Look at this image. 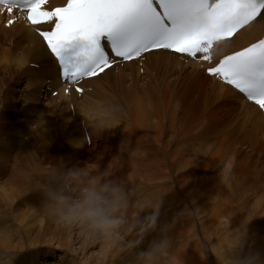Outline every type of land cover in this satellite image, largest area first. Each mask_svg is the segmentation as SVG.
Listing matches in <instances>:
<instances>
[{
    "label": "rangeland",
    "instance_id": "1",
    "mask_svg": "<svg viewBox=\"0 0 264 264\" xmlns=\"http://www.w3.org/2000/svg\"><path fill=\"white\" fill-rule=\"evenodd\" d=\"M4 28L9 29L5 22L0 25V253L5 258L15 254V264H113L114 257L122 258L121 264L143 259L217 264L213 248L222 245L219 250L228 246V257L242 264L251 241L264 263V132L252 130L239 105L210 97L193 84L192 73L153 69L145 55L132 70L117 65L101 77V91L85 85L93 90L79 95L73 90L77 97L61 99L47 64L29 52L33 44ZM204 71L197 72L208 76ZM119 74L121 81L114 78ZM153 88L160 96H151ZM163 92L172 94V101L160 98ZM134 94L145 112L142 121L128 112ZM168 111H175L174 131ZM158 125L160 145L144 149ZM83 128L89 134L85 144ZM155 151L168 168L172 164L171 179L159 175L164 166L156 167L160 160L150 155ZM113 187L124 196L123 218L111 207L102 209L111 205ZM88 211L97 220L115 217L122 223L105 231L94 226ZM251 224L252 236L246 237L244 228ZM109 242L127 251L109 253ZM197 245L204 250L197 252Z\"/></svg>",
    "mask_w": 264,
    "mask_h": 264
},
{
    "label": "snow or ice",
    "instance_id": "2",
    "mask_svg": "<svg viewBox=\"0 0 264 264\" xmlns=\"http://www.w3.org/2000/svg\"><path fill=\"white\" fill-rule=\"evenodd\" d=\"M47 3L0 0L8 13L16 10L17 19L25 13L29 25H54L34 30L70 85L113 64L164 50L207 61L209 76L264 110V39L213 63L219 45L264 23V0H67L54 9L46 8Z\"/></svg>",
    "mask_w": 264,
    "mask_h": 264
},
{
    "label": "bare ground",
    "instance_id": "3",
    "mask_svg": "<svg viewBox=\"0 0 264 264\" xmlns=\"http://www.w3.org/2000/svg\"><path fill=\"white\" fill-rule=\"evenodd\" d=\"M64 2V0H56L55 3L53 4L54 6H58V5H62ZM6 20V18H4L3 16H0V25L2 23H4ZM19 21V23H13L12 26L9 27V29H3V31L6 34H11V35H15L17 36L19 39H21L22 41L25 42H31L33 45L32 47H29V52L33 53V54H37L40 59L41 62L46 63L48 67L47 70L50 71L49 75L54 79V86L58 91V95L61 99H68V98H74L77 97V94L73 92L72 88H68L67 85L61 83L60 79H59V69L57 67V64L55 62V60L51 57V55L48 53V51L46 50L42 40L40 39V37L36 34L35 30L33 27L28 26L27 24H25L21 19H18L17 22ZM50 26H41L39 27L40 30H47L49 29ZM264 36V23L261 24H257L251 28H249L247 31L241 30L240 33H237L236 35H234L231 39L230 42H226L224 44H221L218 46V49L214 52V61L213 63H215L218 58H220L221 56L233 53L235 51H238L244 47H246L247 45L259 40L260 38H262ZM145 55V56H144ZM144 60L147 61L150 66L153 69L156 70H166V71H176V72H182V73H186L187 74H191V81L193 82V84L201 86L202 88H204V90H207V94H210V97H214V98H220L223 101L229 103V104H234V105H239L244 113V117L246 118L245 121L249 122L252 124V130L257 132V133H263L264 132V116L262 115V113L259 111V109L253 105L252 103L247 102L240 93H238L236 90H234L233 88H231L228 85H225L223 83H221L220 81H218L217 79L211 77V76H203L201 74H199L197 71L199 69H207V67L209 66L207 61H193L185 56H180L174 53H170V52H164V50H158V51H153V52H149L144 54ZM147 58V59H146ZM143 58L137 59V60H133L130 62H126L123 64H117L119 67L121 68H127L128 71L132 70V66L139 60H142ZM114 65L112 67H110L109 69L105 70L103 73L97 75L96 77H93L91 79L85 80L83 82V84L80 85V87L83 89L84 91H92V87L93 86H85V85H94V88L97 89V91H101L102 87L100 86V84L98 83L99 79L105 75H107V73L111 72V70L117 66ZM123 70V69H122ZM138 71V70H137ZM45 72H47L45 70ZM152 72V71H151ZM174 72V73H176ZM40 74V73H39ZM48 74V73H47ZM139 74V73H138ZM43 75V74H42ZM171 75V74H170ZM180 75V74H179ZM183 75V74H182ZM37 76V75H36ZM139 76V75H138ZM48 78V76H45ZM153 77V76H152ZM155 77V76H154ZM189 77V78H190ZM34 78V77H33ZM115 79H117V81H121L123 79V77L120 76V74L116 77H114ZM188 78V79H189ZM43 79V78H41ZM46 79V78H45ZM154 79V78H153ZM187 79V80H188ZM42 81V80H41ZM47 81V80H46ZM45 81V82H46ZM49 81V79H48ZM52 81V79H51ZM44 82V81H42ZM189 82V81H188ZM51 83V82H50ZM49 85V83H47ZM51 85V84H50ZM170 85V84H169ZM172 86V85H171ZM48 87V86H47ZM46 87V88H47ZM91 87V88H90ZM170 87V86H169ZM50 88V87H49ZM136 88V86H135ZM134 88V90H135ZM54 89V88H53ZM169 89V88H168ZM50 90V89H48ZM170 90V89H169ZM164 94L161 95L160 98H162L163 100L167 101H172V99L174 98V96L171 94L169 95L167 92H163ZM186 95L189 94L188 90H186ZM152 97L155 96H160L156 93V91L154 90V88L152 89V92H150ZM135 95V94H134ZM180 95H184V94H180ZM179 95V96H180ZM137 95H135L134 97V102H132L130 105H128V112L132 113L133 115L138 116V121H142L139 117H142V114L145 113L142 109V104H141V100L138 99L136 97ZM16 100V99H15ZM14 101V100H13ZM162 101V100H161ZM163 102V101H162ZM30 104V103H29ZM165 104V103H164ZM32 105V104H31ZM166 105V104H165ZM172 105V104H171ZM170 105V106H171ZM87 107V106H86ZM89 109V108H88ZM157 112V111H156ZM169 112V111H168ZM92 114V113H91ZM88 117V116H87ZM91 117V116H90ZM86 118V117H85ZM84 118V119H85ZM83 120V119H82ZM87 120V119H86ZM168 120L169 122V130L170 131H174L175 129V124H176V115H175V111L173 112H169L168 114ZM81 121V120H80ZM145 121V120H144ZM84 122V121H83ZM90 122V121H89ZM86 126V124H85ZM141 126V125H140ZM88 127V126H87ZM161 127H155L156 133L154 136H150V139L146 138L143 139V137H141L143 140L148 141V142H152L151 145H146L144 147V149H151L152 147L155 146H159L160 145V141H161ZM122 128V127H121ZM177 128V127H176ZM251 131V130H250ZM252 132V131H251ZM87 133V132H86ZM261 133V134H262ZM87 135L89 136V134L87 133ZM264 135V134H263ZM84 136V135H83ZM83 138V137H82ZM152 140V141H151ZM160 140V141H159ZM144 141V142H145ZM76 142V141H75ZM82 143H86V138L84 136L83 138V142ZM169 143V142H168ZM170 144V143H169ZM159 152L155 151L152 154V157L156 159H159ZM147 155V154H146ZM103 159V158H102ZM107 160V159H106ZM160 160V159H159ZM158 160V161H159ZM103 160H101L102 162ZM105 162V161H103ZM160 166H164L163 169H160L159 175L160 176H164V177H169L170 179L171 177V172L170 169H172V164L170 165V168H168L169 164H165L164 161L162 162L160 160L159 163H156V167ZM174 167V166H173ZM159 170V169H158ZM102 175V174H101ZM167 179V178H166ZM163 186V185H162ZM101 198V197H100ZM8 200V199H7ZM111 207V205H103L102 209L104 211H106L107 208ZM110 212V210H108ZM112 212V209H111ZM110 212V213H111ZM109 213V214H110ZM116 216L123 218L124 216H126L127 214L124 213L123 210H120L119 212L114 213ZM131 214V213H130ZM128 217V216H127ZM131 219V218H130ZM192 218H186L187 221H191ZM249 220V219H248ZM247 220V221H248ZM251 220V219H250ZM240 221V220H239ZM246 222V220H245ZM249 222V221H248ZM247 222V223H248ZM190 223V222H188ZM250 223V222H249ZM180 225V224H179ZM177 225V226H179ZM128 226V225H127ZM186 224V228H187ZM192 226V225H191ZM190 227V226H189ZM177 228V227H175ZM184 228V226H183ZM179 229V228H178ZM253 229V225H249V227L244 228V230H246L245 232V236H252L251 233H253L251 230ZM180 230H184V229H180ZM171 231V230H170ZM173 232V231H172ZM175 233V232H174ZM184 233V232H183ZM169 234V233H168ZM164 235V234H163ZM166 235V234H165ZM164 235V236H165ZM170 235V234H169ZM168 235V237H169ZM185 235V234H184ZM176 236V235H175ZM178 236V235H177ZM176 236V237H177ZM166 238V236H165ZM170 238V237H169ZM172 238V237H171ZM174 238V237H173ZM172 238V239H173ZM167 239V238H166ZM177 242V241H176ZM111 244L110 248H109V253L110 252H124L127 251V248L125 246H121L119 244L113 243V242H109ZM175 244V243H174ZM178 244V243H176ZM248 244H250L249 246H246L247 250H248V257L246 258V260H243L242 264H264L263 260L261 259V261L258 259V257L256 258L255 256V243L254 242H249ZM4 245V243H3ZM216 245V244H215ZM180 246V244H179ZM220 247L222 245H219ZM219 246H217L214 250V246H210L211 248H213V251L215 252V254H217V258L218 260H216L215 263L217 264H239L238 261H234L235 259L231 260L230 257H228V254H230L231 248L227 249L225 248V246H223V250L220 248L219 250ZM235 246V245H234ZM146 246H144V253L146 251L145 249ZM175 249H178V245L174 246ZM208 246H206V249ZM184 248V247H183ZM262 248V247H261ZM182 249V248H181ZM210 249V248H209ZM196 250L197 252H200L201 250H204V248H201V245H197L196 246ZM229 250V252H228ZM234 250H236L234 248ZM232 252H235V251ZM212 251V249H211ZM203 252V251H202ZM254 252V253H253ZM147 253V252H146ZM211 253V252H210ZM237 253V252H236ZM257 253V252H256ZM160 254V253H159ZM259 254V252H258ZM214 255V254H212ZM233 255V254H232ZM255 256V257H254ZM258 256V255H257ZM110 257V256H108ZM153 257V256H151ZM237 257V256H236ZM150 258V257H149ZM159 258V257H158ZM190 258V257H189ZM262 258V257H261ZM154 259V257H153ZM186 259V258H185ZM113 264H121L122 262V258L120 257H114L113 258ZM151 260V259H150ZM214 260V259H213ZM142 261V260H141ZM159 261V260H158ZM189 261V260H188ZM203 261V260H202ZM144 262V263H143ZM143 264H151L152 261H147L143 259ZM160 262V261H159ZM162 262V261H161ZM241 262V261H240ZM141 263V264H142ZM158 263V262H157ZM166 262H164L163 264H165ZM196 263V262H195ZM200 263V262H199ZM203 263V262H201ZM123 264H127V262L125 261ZM168 264V263H167ZM207 264V263H204Z\"/></svg>",
    "mask_w": 264,
    "mask_h": 264
},
{
    "label": "clouds",
    "instance_id": "4",
    "mask_svg": "<svg viewBox=\"0 0 264 264\" xmlns=\"http://www.w3.org/2000/svg\"><path fill=\"white\" fill-rule=\"evenodd\" d=\"M114 111H116L114 109ZM87 112V111H86ZM112 194V201H111V209L113 213L119 212L125 204L124 196L121 190L117 187H113L110 189ZM87 216L93 219L94 226L101 228L105 231H111L115 228H118L122 223L121 219L119 218H103L97 220L95 218V213L92 211H88L85 213ZM63 219H71V217H63ZM16 256L15 254H11L5 258L2 253H0V264H15Z\"/></svg>",
    "mask_w": 264,
    "mask_h": 264
}]
</instances>
